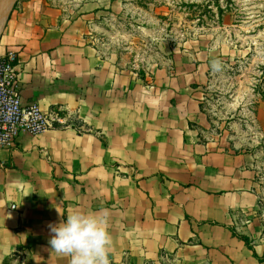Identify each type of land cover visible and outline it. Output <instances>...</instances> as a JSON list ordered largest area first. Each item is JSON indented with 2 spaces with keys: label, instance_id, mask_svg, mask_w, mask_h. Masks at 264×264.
Returning a JSON list of instances; mask_svg holds the SVG:
<instances>
[{
  "label": "crops",
  "instance_id": "1",
  "mask_svg": "<svg viewBox=\"0 0 264 264\" xmlns=\"http://www.w3.org/2000/svg\"><path fill=\"white\" fill-rule=\"evenodd\" d=\"M10 3L0 55L17 52L22 104L62 124L0 149V264H69L49 226L102 209L109 264H264L263 161L200 112L219 51L198 42L143 65L92 42L125 1Z\"/></svg>",
  "mask_w": 264,
  "mask_h": 264
},
{
  "label": "rangeland",
  "instance_id": "2",
  "mask_svg": "<svg viewBox=\"0 0 264 264\" xmlns=\"http://www.w3.org/2000/svg\"><path fill=\"white\" fill-rule=\"evenodd\" d=\"M122 1L126 8L108 16L92 42L143 65L193 43L214 47L220 54L212 61H221L222 70L213 73L211 61L199 92L207 131L235 153L254 152L264 165V0Z\"/></svg>",
  "mask_w": 264,
  "mask_h": 264
},
{
  "label": "clouds",
  "instance_id": "3",
  "mask_svg": "<svg viewBox=\"0 0 264 264\" xmlns=\"http://www.w3.org/2000/svg\"><path fill=\"white\" fill-rule=\"evenodd\" d=\"M213 73L222 63L213 60ZM108 210L95 213L73 212L58 225H50L52 251L69 258V264H109L111 237L108 232Z\"/></svg>",
  "mask_w": 264,
  "mask_h": 264
},
{
  "label": "built area",
  "instance_id": "4",
  "mask_svg": "<svg viewBox=\"0 0 264 264\" xmlns=\"http://www.w3.org/2000/svg\"><path fill=\"white\" fill-rule=\"evenodd\" d=\"M17 73V52L0 55V149L13 148L22 133L38 136L62 124L58 112L22 104Z\"/></svg>",
  "mask_w": 264,
  "mask_h": 264
},
{
  "label": "bare ground",
  "instance_id": "5",
  "mask_svg": "<svg viewBox=\"0 0 264 264\" xmlns=\"http://www.w3.org/2000/svg\"><path fill=\"white\" fill-rule=\"evenodd\" d=\"M11 8V3L6 4L5 6H3L1 12H0V34L2 32L3 26L5 24L8 12Z\"/></svg>",
  "mask_w": 264,
  "mask_h": 264
},
{
  "label": "water",
  "instance_id": "6",
  "mask_svg": "<svg viewBox=\"0 0 264 264\" xmlns=\"http://www.w3.org/2000/svg\"><path fill=\"white\" fill-rule=\"evenodd\" d=\"M13 0L7 2V0H0V8H2L3 6H5L6 4L12 2Z\"/></svg>",
  "mask_w": 264,
  "mask_h": 264
}]
</instances>
